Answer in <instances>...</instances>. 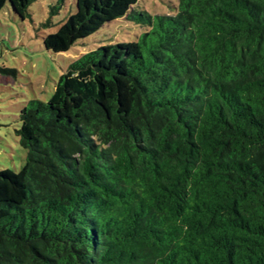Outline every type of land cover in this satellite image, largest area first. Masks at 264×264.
Masks as SVG:
<instances>
[{"label": "trees", "instance_id": "obj_1", "mask_svg": "<svg viewBox=\"0 0 264 264\" xmlns=\"http://www.w3.org/2000/svg\"><path fill=\"white\" fill-rule=\"evenodd\" d=\"M33 1L0 14L26 19ZM138 1L77 0L44 38L57 53L121 18L149 27L23 108L27 162L0 170V264H264V0L130 13Z\"/></svg>", "mask_w": 264, "mask_h": 264}, {"label": "rangeland", "instance_id": "obj_2", "mask_svg": "<svg viewBox=\"0 0 264 264\" xmlns=\"http://www.w3.org/2000/svg\"><path fill=\"white\" fill-rule=\"evenodd\" d=\"M58 0H34L29 17L22 19L8 4L0 14V170L20 171L27 150L20 143L21 112L30 101H48L69 65L102 45L137 41L149 27L127 18L107 23L93 35L80 39L70 50L53 52L44 38L56 32L76 12L77 0H65L51 14ZM179 0H139L132 12L175 14ZM50 20L51 25H44Z\"/></svg>", "mask_w": 264, "mask_h": 264}]
</instances>
